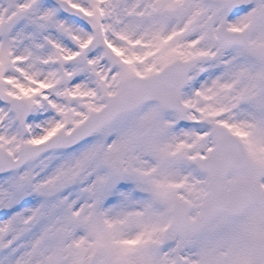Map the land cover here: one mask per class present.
I'll list each match as a JSON object with an SVG mask.
<instances>
[{
    "label": "snow or ice",
    "instance_id": "1",
    "mask_svg": "<svg viewBox=\"0 0 264 264\" xmlns=\"http://www.w3.org/2000/svg\"><path fill=\"white\" fill-rule=\"evenodd\" d=\"M0 264H264V0H0Z\"/></svg>",
    "mask_w": 264,
    "mask_h": 264
}]
</instances>
